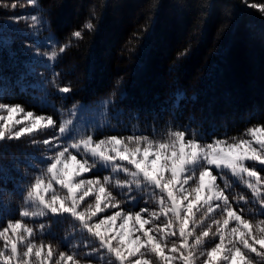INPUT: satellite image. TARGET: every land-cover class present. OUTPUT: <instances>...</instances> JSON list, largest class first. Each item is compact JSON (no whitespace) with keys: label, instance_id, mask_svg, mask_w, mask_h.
<instances>
[{"label":"trees","instance_id":"16d2710c","mask_svg":"<svg viewBox=\"0 0 264 264\" xmlns=\"http://www.w3.org/2000/svg\"><path fill=\"white\" fill-rule=\"evenodd\" d=\"M247 3L264 4V0ZM12 4L18 7L12 9ZM33 14H43L51 22V27L39 36H33L36 29L30 27V18L7 23L17 16ZM149 17L158 18L156 34L140 51L137 46L141 41L134 37L143 36L141 29L147 27ZM100 18L98 33L85 28L87 22L95 26ZM261 29L264 13L244 7L239 0H36L35 6L28 0H0V38L11 37L10 48L16 54L10 58L8 50L0 46V100L19 103L36 115H52L57 124L62 119H72L74 125L70 127L75 129L83 120L87 129L84 134H93L94 139L108 135L166 139L169 131L184 130L182 125H190L192 131L206 138L205 142L213 137H239L249 126L264 123ZM76 30L84 32L82 39L72 37ZM52 34L61 45L71 44L62 57L52 61L25 52V45L40 52L51 51L46 38ZM186 46H192L195 54L183 63L181 71H171L176 52ZM31 71L42 76L31 75ZM23 74L29 75L21 79ZM121 77L123 87L115 88V81ZM45 83L47 93L42 90ZM22 86H29L24 94L20 93ZM65 86L71 91L62 97L57 88ZM177 87L187 97L179 109L172 107V93ZM114 91L115 97L111 95ZM108 99L114 101L110 108L102 106ZM73 105L77 109L75 115L70 114ZM116 110L122 113L118 118ZM112 126L117 130L113 131ZM57 132L58 127L34 137L0 142V180L9 190L14 184L27 187L43 171L46 165L36 158L51 153L42 141ZM33 139L41 143L33 146ZM93 174L102 177L109 173L88 175ZM119 178L123 179V174ZM228 180L233 185L230 197L239 193L251 200L250 190L238 178L229 175ZM136 195L141 199L134 210L156 207L155 198H148V189ZM23 206L19 194L11 198L5 195L0 203V228L6 226L8 219H19L18 210ZM233 206L252 207L235 203ZM50 220L24 218L26 224L37 229L36 243L50 242L58 246V251L69 254L77 251L78 259L82 258L79 253L90 250L80 246L86 237L68 218L52 226L54 237L41 236L39 224ZM68 235L72 239L64 245L61 241ZM73 244L76 249L71 247ZM92 264L101 261L93 259Z\"/></svg>","mask_w":264,"mask_h":264},{"label":"snow or ice","instance_id":"6c2138e0","mask_svg":"<svg viewBox=\"0 0 264 264\" xmlns=\"http://www.w3.org/2000/svg\"><path fill=\"white\" fill-rule=\"evenodd\" d=\"M28 2L36 5V0ZM239 3L264 13V4H248L247 0ZM29 18L30 27L36 29L34 37L51 27L43 14L17 16L7 23ZM101 23L102 18L95 26L89 21L85 28L98 33ZM157 25L158 18L149 17L147 27L141 29L143 36L134 37L141 41L138 50L143 51L145 44L154 39ZM83 35L82 30L72 33L76 40ZM261 37L264 38V29ZM11 43V37L0 38V46L14 58ZM46 44L51 51L40 52L29 45L24 50L33 57L55 61L71 47L70 43L61 45L54 34L46 38ZM194 54L192 46L179 49L170 70L181 71L183 63ZM29 74L42 76L34 71ZM29 74H23L21 79ZM46 83L42 88L45 93ZM123 85L121 77L114 87ZM27 87H20V93L24 94ZM70 91L69 86L57 88L62 97ZM111 95L115 97L117 93ZM172 97L175 109L187 98L179 87ZM113 103L108 99L102 106L110 108ZM76 111L73 105L70 114ZM116 111L118 118L122 113ZM73 125L72 119H62L57 124L52 115H36L19 103L0 100V142L34 137L58 127L56 135L42 141L51 155L36 158L46 167L27 187L14 184L9 190L0 180V203L5 195L11 198L16 194L24 202L18 210L20 218L8 219L0 228V264H92L93 259L101 264H264V218H255L264 217V123L249 126L239 137H213L207 142L190 125H182L184 130L169 131L166 139L159 140L148 135L94 139L93 134H79L70 127ZM112 130L117 129L112 126ZM39 143L31 141L33 146ZM100 171L109 174L88 175ZM121 174L123 179L119 178ZM229 175L250 190L251 200L239 193L230 197L233 185ZM145 189L149 190L148 198H155L156 207L134 210L141 199L136 193ZM234 203L252 207H234ZM49 217L48 223L39 224V234L54 237L52 226L71 219L86 237L80 246L90 249L79 253L81 259L77 251L69 254L58 251V246L50 242H35L37 229L26 224L24 218ZM71 239L68 235L61 243L68 245ZM71 247L76 249L77 245Z\"/></svg>","mask_w":264,"mask_h":264},{"label":"rangeland","instance_id":"374dc122","mask_svg":"<svg viewBox=\"0 0 264 264\" xmlns=\"http://www.w3.org/2000/svg\"><path fill=\"white\" fill-rule=\"evenodd\" d=\"M5 115H6V113H5ZM16 118L19 119L20 117L17 116ZM84 124L85 123L83 122V120H80L78 127L76 128L81 134H84L87 131Z\"/></svg>","mask_w":264,"mask_h":264}]
</instances>
